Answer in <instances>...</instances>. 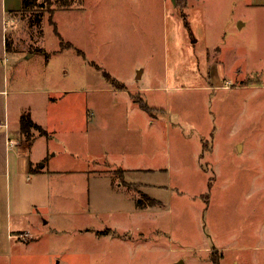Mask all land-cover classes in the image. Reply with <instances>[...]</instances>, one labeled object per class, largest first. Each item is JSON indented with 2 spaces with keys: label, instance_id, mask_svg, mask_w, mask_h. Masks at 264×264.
<instances>
[{
  "label": "rangeland",
  "instance_id": "obj_1",
  "mask_svg": "<svg viewBox=\"0 0 264 264\" xmlns=\"http://www.w3.org/2000/svg\"><path fill=\"white\" fill-rule=\"evenodd\" d=\"M223 1L204 10L213 21L202 41H191L186 9L170 0L166 9L162 0H29L8 13L12 87L23 100L46 92L65 107L88 97L104 81L98 64L165 114L135 132V163L143 143L153 168L130 175L135 209L116 213L125 204L103 182L92 212L110 216L79 214L90 208L74 197L83 185L54 184L52 208L74 214L30 244L0 240V264H264V7ZM138 66L144 76L133 81ZM87 223L98 229L81 231Z\"/></svg>",
  "mask_w": 264,
  "mask_h": 264
},
{
  "label": "crops",
  "instance_id": "obj_2",
  "mask_svg": "<svg viewBox=\"0 0 264 264\" xmlns=\"http://www.w3.org/2000/svg\"><path fill=\"white\" fill-rule=\"evenodd\" d=\"M167 1L162 0L165 9ZM221 1H187L189 27L185 24V28L191 41H202L211 32L209 23L213 18L204 10L208 5H214L217 9ZM230 1L234 7L241 3V0ZM230 1H223L222 4L231 6ZM132 2L150 7V0ZM170 2L177 11L178 2ZM249 5L264 7V0H249ZM21 6L22 0H0V184L5 188V208L0 210V240L11 243L12 247L24 240H30V244L38 238L37 230L47 225L55 227L61 220L60 216L74 214L71 210L52 208L54 184L58 187L69 184L68 188L72 184L78 189L80 184L83 185L74 197L87 198L90 208L87 210L86 204L83 210L76 212L79 214L98 210L93 199L96 189L103 182L125 204L126 210L117 209L116 213H127L129 206L135 209L131 189L135 181L130 175L143 167L148 168L143 170L153 169L145 163L143 143L138 149L139 162L135 163V132H141L142 125L145 121L146 124L150 123L152 115L165 114V108L150 103L144 97V91L130 86L127 80L113 76L98 64L97 69L102 70L104 76L98 75L104 81L88 97L71 96L64 102L65 107L58 98L46 92L35 93L32 100H23L19 95L20 90L12 87L11 48H8L7 34L8 13ZM79 7H84L83 2ZM180 18L184 23L183 17ZM220 28L225 29L223 24ZM143 76L144 68L138 66L132 80H141ZM24 115H30L45 132L34 128L30 136L24 132L21 123ZM115 170L121 171L120 177L115 178ZM92 213L96 218L100 215L110 216L109 210ZM93 226L94 223H87L79 229H98Z\"/></svg>",
  "mask_w": 264,
  "mask_h": 264
},
{
  "label": "trees",
  "instance_id": "obj_3",
  "mask_svg": "<svg viewBox=\"0 0 264 264\" xmlns=\"http://www.w3.org/2000/svg\"><path fill=\"white\" fill-rule=\"evenodd\" d=\"M35 1V0H34ZM51 3H52V0H49ZM58 2H60V6L61 8H68V7H74L75 4H78L79 6L81 5L82 3V0H56ZM178 2V6L180 7V9H186L187 7V0H177ZM31 2H29V0H22V4L24 7H27L29 6ZM184 21H185V24L187 27H189V23H188V20H187V13L185 11H183V15H182ZM52 22L56 25V22L54 20H52ZM55 29L57 30V26H55ZM57 34L61 36L60 32L57 31ZM106 75H108L110 78L111 76L107 73ZM21 123H22V129L24 130V132H26L29 136H30V132L31 130L34 128V129H38L41 133L45 132L44 129L39 126L38 124H36L32 118L30 117V115H24L22 117V120H21ZM155 199H152V204L155 203ZM140 206H145V204H143L142 202L139 203ZM215 264H219V262H215Z\"/></svg>",
  "mask_w": 264,
  "mask_h": 264
},
{
  "label": "built area",
  "instance_id": "obj_4",
  "mask_svg": "<svg viewBox=\"0 0 264 264\" xmlns=\"http://www.w3.org/2000/svg\"><path fill=\"white\" fill-rule=\"evenodd\" d=\"M0 126H1V125H0ZM11 142H12V144H13L14 141L12 140Z\"/></svg>",
  "mask_w": 264,
  "mask_h": 264
}]
</instances>
